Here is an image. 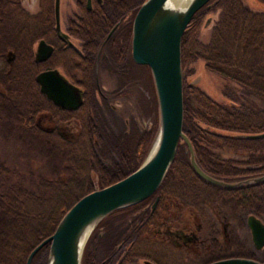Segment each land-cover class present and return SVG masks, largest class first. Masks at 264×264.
Returning <instances> with one entry per match:
<instances>
[{
  "label": "trees",
  "instance_id": "1",
  "mask_svg": "<svg viewBox=\"0 0 264 264\" xmlns=\"http://www.w3.org/2000/svg\"><path fill=\"white\" fill-rule=\"evenodd\" d=\"M105 1L107 8L119 13L84 12L79 22L87 27H78L77 30L84 40L83 46L91 62L90 72L96 48L107 28L118 21L120 27L116 28L112 37L123 28L128 39L132 17L143 0ZM237 1L216 0L215 6H219L220 10L214 23L264 24V16L246 13L245 7ZM205 4L192 14L180 39L182 130L201 167L207 165L205 160L216 157L214 148L222 146L256 145L263 149L264 158V136L244 138L224 133L264 130V76L257 75L264 73V27H213L209 39L198 43L195 35L201 23V12L207 8ZM41 19L44 18L28 14L18 0H0V105L9 108L13 120L22 130L39 138L53 135L32 123L37 93L33 76L47 65L43 61H34L32 56L36 38H48V27L39 25ZM126 51L130 56L129 44ZM197 58H202L205 67L224 80L222 94L226 100L223 103L213 100L196 84L186 80V74L191 69L189 66ZM131 62L134 83L143 82L147 93L146 97L140 94L141 104L134 116L111 110H95V102L91 104L85 101L81 108L74 111L79 120L74 141L55 134V139L41 142L50 155L64 162L68 184L56 179L48 183L54 189L50 196L37 194L21 182L12 181L9 169L0 166V264H24L30 249L52 232L71 203L84 193L123 177L144 158L157 130V105L148 66ZM141 67L146 70V75H143L146 80L139 78ZM24 116L28 120L24 122L26 127L22 124ZM140 117L149 118V125L140 126ZM182 165L191 168L186 144L179 141L161 182L146 200L159 194L162 185L171 176V170ZM68 186L71 187V198L64 201L63 191ZM130 207L131 204L111 211L97 224L110 223L109 217L113 215L128 217L129 213L124 211ZM96 239L94 232H91L84 245L80 264H85ZM106 243L113 248L115 239L110 238ZM47 250L48 243H44L33 254L30 264H45Z\"/></svg>",
  "mask_w": 264,
  "mask_h": 264
},
{
  "label": "flooded vegetation",
  "instance_id": "2",
  "mask_svg": "<svg viewBox=\"0 0 264 264\" xmlns=\"http://www.w3.org/2000/svg\"><path fill=\"white\" fill-rule=\"evenodd\" d=\"M42 1L38 15L44 19L39 25L48 27V38H36L32 46L33 60L39 39L48 43L51 50L45 59L38 60L47 65L33 76L37 93L32 123L53 135L34 138L49 141L57 134L74 141L79 129L74 111L85 101L95 102V110L113 112H122L129 104L130 86L134 84L133 60L126 51L128 44L130 47L131 27L128 39L123 28L112 37L120 27L118 21L107 28L96 48L90 72L91 62L83 46L84 40L77 33L78 27L87 26L79 21L84 12L114 15L119 11L107 8L105 0ZM215 1H207L206 10L201 12L196 42L209 39L213 27H264V24L250 22L214 23L220 10ZM259 1L263 3L237 2L245 7L246 13L264 16V0ZM209 13H215L211 23ZM201 35L206 37L205 41ZM109 39V44L104 46ZM45 69H56L61 80L74 87V94L80 99L74 108L59 105L39 90L35 75ZM257 75L262 77L264 73ZM56 99L62 100V97ZM68 99L72 102L71 94ZM128 111L134 116L135 111ZM25 118L23 127L28 121ZM144 119L139 118L143 123ZM214 151L216 157L205 160V167L196 163L207 175L228 185L213 183L192 167L182 165L172 169L161 192L152 199L144 198L131 204L124 211L129 213L128 217L113 215L109 217L111 224L105 221L95 226L92 232L97 241L92 243L85 264H207L228 257H247L264 263V179L254 180L264 175L263 149L244 145L222 146ZM110 238L115 239L113 248L106 243Z\"/></svg>",
  "mask_w": 264,
  "mask_h": 264
},
{
  "label": "water",
  "instance_id": "3",
  "mask_svg": "<svg viewBox=\"0 0 264 264\" xmlns=\"http://www.w3.org/2000/svg\"><path fill=\"white\" fill-rule=\"evenodd\" d=\"M207 1L188 0L181 6L173 5L170 0H143L138 5L131 22L130 56L135 63L147 65L151 75L158 116L153 140L135 169L117 180L84 193L71 203L59 217L52 232L30 249L24 264H30L33 254L44 243H48L45 264H80L86 240L97 223L111 211L149 196L172 162L179 141L186 144L189 163L198 175L213 183L228 185L201 170L194 159L191 143L182 130L180 39L192 14ZM50 50L51 46L42 38L39 39L34 60L45 59ZM198 79L199 75H196L189 82L196 84ZM35 81L42 93L63 107L74 108L80 102L74 94V87L62 81L56 69L39 71ZM70 94L72 102L68 99ZM58 97H62V100L56 99ZM224 133L245 138L264 136V130ZM155 139L156 146L150 152ZM262 179L264 175L254 178ZM207 264L264 263L247 257H228Z\"/></svg>",
  "mask_w": 264,
  "mask_h": 264
},
{
  "label": "rangeland",
  "instance_id": "4",
  "mask_svg": "<svg viewBox=\"0 0 264 264\" xmlns=\"http://www.w3.org/2000/svg\"><path fill=\"white\" fill-rule=\"evenodd\" d=\"M18 1L28 14L39 16L38 12L42 10V0ZM209 15L211 16L209 23H211L215 18V13H209ZM201 37L203 38L202 41L206 40L204 35H201ZM189 67L191 69L186 74L187 81L199 75L196 85L200 90L217 102L223 103L226 100L222 94L224 80L207 69L202 58H197ZM144 70L143 67L139 70L140 79L141 77L144 79L143 75H146V70ZM140 94H144L145 97L147 94L143 82L137 81L133 85L131 84L129 104L122 110L124 115H127L128 110L131 113L139 110L141 104ZM11 115L7 106L0 105V166L3 165V167L9 169L12 181L21 182L34 193L50 196L54 189L48 183L59 179L68 184L69 177L63 169L64 162H60L56 157L50 155L41 145V142L45 140H35L33 135L25 132L17 125ZM148 122L149 118L144 119V123L142 120L138 121L140 125ZM110 124L112 125V123ZM70 188L68 186L67 190L63 191L64 201H69L71 198Z\"/></svg>",
  "mask_w": 264,
  "mask_h": 264
},
{
  "label": "bare ground",
  "instance_id": "5",
  "mask_svg": "<svg viewBox=\"0 0 264 264\" xmlns=\"http://www.w3.org/2000/svg\"><path fill=\"white\" fill-rule=\"evenodd\" d=\"M170 1H171V3H172L173 5H181V6H183L184 4L187 3L188 0H170ZM156 143H157V139L154 140L150 152L155 148ZM193 152H194V151H193ZM194 156H195V155H194Z\"/></svg>",
  "mask_w": 264,
  "mask_h": 264
}]
</instances>
